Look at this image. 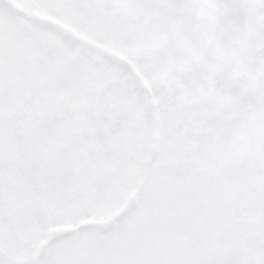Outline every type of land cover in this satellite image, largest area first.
Segmentation results:
<instances>
[{
  "label": "snow or ice",
  "instance_id": "obj_1",
  "mask_svg": "<svg viewBox=\"0 0 264 264\" xmlns=\"http://www.w3.org/2000/svg\"><path fill=\"white\" fill-rule=\"evenodd\" d=\"M173 10L0 0V224L42 245L0 264H264V110L183 120Z\"/></svg>",
  "mask_w": 264,
  "mask_h": 264
},
{
  "label": "rangeland",
  "instance_id": "obj_2",
  "mask_svg": "<svg viewBox=\"0 0 264 264\" xmlns=\"http://www.w3.org/2000/svg\"><path fill=\"white\" fill-rule=\"evenodd\" d=\"M170 2L174 5L173 35L178 41L175 54L183 62L174 79L204 85L196 89L183 120L215 132L223 151L242 136L253 113L264 110V39L257 43L255 0H209L217 27L206 44L199 40L204 0ZM209 155L214 159L216 153Z\"/></svg>",
  "mask_w": 264,
  "mask_h": 264
},
{
  "label": "flooded vegetation",
  "instance_id": "obj_3",
  "mask_svg": "<svg viewBox=\"0 0 264 264\" xmlns=\"http://www.w3.org/2000/svg\"><path fill=\"white\" fill-rule=\"evenodd\" d=\"M205 2H208L210 5V12L212 18V32L208 38L210 39L211 35L213 36L217 23L216 13L213 12L212 5L209 0H204L202 5V10L204 7ZM220 2V1H219ZM224 8L228 7V4H223ZM202 17V12H201ZM201 27V18H200V25H199V33ZM208 43V41L206 42ZM205 43V44H206ZM39 244L35 243L32 238L27 234H19L16 230L7 222L0 224V259H33L34 252Z\"/></svg>",
  "mask_w": 264,
  "mask_h": 264
},
{
  "label": "water",
  "instance_id": "obj_4",
  "mask_svg": "<svg viewBox=\"0 0 264 264\" xmlns=\"http://www.w3.org/2000/svg\"><path fill=\"white\" fill-rule=\"evenodd\" d=\"M256 22L259 27V33L257 36V43H261L264 39V0H256ZM211 30V20L209 10L205 8L202 17L201 26V41H205ZM256 64V61H255ZM42 245H39L35 251L34 259H38L40 256Z\"/></svg>",
  "mask_w": 264,
  "mask_h": 264
}]
</instances>
